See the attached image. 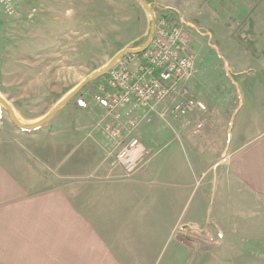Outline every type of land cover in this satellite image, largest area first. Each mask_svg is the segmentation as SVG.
Listing matches in <instances>:
<instances>
[{"label": "rangeland", "instance_id": "1", "mask_svg": "<svg viewBox=\"0 0 264 264\" xmlns=\"http://www.w3.org/2000/svg\"><path fill=\"white\" fill-rule=\"evenodd\" d=\"M172 1L184 14L182 17L170 13L155 0L154 6H149L152 14L137 0H26L15 6L12 16L0 5V96L26 127L42 122L84 81L106 69L121 51L145 43L164 17H173L178 24L184 22L191 38L188 56L194 65L191 77L164 101L134 114L139 126L131 135L122 130L111 137L106 130L107 125L114 124L118 131V121L123 124L129 121L128 105L117 114L109 113L106 107L107 93L124 94L118 88L110 89L109 74L120 69L119 62L128 66L130 75L146 66L143 55L153 46L152 40L147 51L122 56L105 77L86 85L50 121L34 130L16 126L7 109L0 105V160L29 195L62 188L76 197L72 193L76 190L78 201L86 205L91 196L98 197L91 195L92 191H99L102 185L111 187L110 176L128 180L156 156L163 157L166 170L177 173L160 180L161 188L165 187V180L175 184L166 193L171 189L176 199L170 208L176 226L170 223L164 209L162 218L153 221L150 208L152 186H156L152 181L138 187L143 192L137 196L130 193L129 201L135 199L140 206L127 213L136 212L139 218L131 219L146 225L119 227L110 223L103 227L109 236L121 237L122 241L116 244L127 263L178 264L184 257L182 251L189 250L192 251L189 264H264V199L239 195L234 189L236 181L228 179L224 184L220 180L225 167L219 164L221 161L212 167L206 160L219 155L227 146V132L232 131L228 115L235 116L239 104V117L250 119V126L264 114V99L245 94V98H239L233 92L232 81L241 85L235 68L240 62L248 64L247 53L239 54L234 48L240 46L253 57L260 56L256 42L264 41V30L261 39H257L260 29H264V0H209L198 6L189 0ZM224 36L231 37L228 41L219 40ZM236 55L237 65L233 60ZM118 82L127 81L120 78ZM191 84L193 92L188 90ZM188 100L201 102L204 110L173 114L177 103ZM211 118L216 121L218 118L219 122L214 130L219 137L213 143L206 139ZM180 121L186 127L168 130ZM201 123L203 126L199 127ZM77 128L85 129L86 136L76 139L74 135L68 136ZM250 129L249 137L256 132L253 127ZM202 134L206 136L202 138ZM132 137L139 139L144 152L137 169L127 175L124 168L117 166L116 155ZM195 156L200 162L194 160ZM196 167L199 169L195 170ZM80 173L84 174L72 177ZM197 211L204 217L209 213L208 224L201 229L184 223ZM196 232L203 233V239L192 235ZM23 243L22 239L15 241L12 249L16 252L25 249ZM142 253L147 255L141 256ZM249 254L256 257H248ZM43 263L44 257L39 256L18 257L10 264Z\"/></svg>", "mask_w": 264, "mask_h": 264}, {"label": "crops", "instance_id": "2", "mask_svg": "<svg viewBox=\"0 0 264 264\" xmlns=\"http://www.w3.org/2000/svg\"><path fill=\"white\" fill-rule=\"evenodd\" d=\"M155 1L177 17L184 15L177 9L176 5L171 4L172 0ZM189 1L197 3L195 6H198L200 2H209V0ZM262 16L264 19V12ZM263 30V28L260 29L257 39L263 33ZM230 37L228 36V38ZM228 38L224 36L219 40L228 41ZM229 42L233 44L232 40ZM256 44V51L260 55L258 58L253 57L249 51L240 46L234 48V50H238L239 54L243 52L244 55L246 53L248 55V64L240 62L237 65L239 60L236 57L238 56L233 57L234 63L237 65L234 68L238 71V78L241 79V85L232 80L235 88L233 92H237L239 98L242 99L245 98V95L264 99V41L256 42ZM244 77H248V79H244ZM252 84L254 87L251 86ZM191 88H193L192 84L188 90L193 92ZM239 107L240 104L235 116L228 115L229 128H232L233 132H227L229 135L227 144L225 143L227 146L221 149L219 155H212L207 157L206 160L211 163L212 167L221 161L219 164L225 167L222 175H220L222 176L220 180L224 184L228 179L236 181L234 189L239 195L248 196V194H251L264 199V114L259 122L250 126V119L246 120L239 117ZM210 122L206 139L211 140V143H213L219 137V133L215 135L217 132H214L217 127L216 123H219L218 118L217 121L211 118ZM177 126L179 128L186 127V124L181 123V121L179 123L175 122L174 127H170L168 130L175 131ZM251 127L256 132L249 137L248 133ZM86 134L85 129L77 128L70 131L68 136L74 135L73 139H76L81 135L86 136ZM246 134H248V138L245 137ZM201 136L203 138L206 135L202 134ZM221 139L224 140L222 133ZM156 157L151 163L146 164L145 169L137 171L128 180H118L110 176V179H113L108 183L112 184L111 187L102 185L98 187L99 191H92L91 195L96 194L98 197L91 196L86 205L78 201L76 190H72L73 195L76 197L70 196L62 188H54L29 195L13 172L0 160V258L7 259V261H0V264H10L17 261L18 257L34 258L39 256L44 257L43 264H128L126 258L121 255L120 245L116 244L122 241L121 237L109 236L103 227L110 226V223L119 227L146 225L142 224L140 220L131 219L139 218L136 212L127 213L129 210H137L140 206L135 199L129 201L131 198L130 193L134 197L137 196L143 192L138 187H144L145 184L149 183L148 181H152L151 183L156 186V188L152 186V192H154L151 197L153 208H150L152 209L153 221L162 218L161 211L164 209L167 210L170 223L173 226H176L177 223L175 215L172 216L170 212L171 205L176 200L175 196L171 193V189H169V193H166L167 188L173 187L175 184H171L170 180H165L163 182L165 187L161 188L160 181L161 178L167 176L174 177L177 173L166 170L164 158ZM158 158L161 160H157ZM194 160L200 162V158L196 156ZM196 169L199 168L196 167ZM172 170L175 171L176 169ZM77 171H80V169ZM82 174L84 173L72 177L76 178ZM155 178L159 181H155ZM137 200L140 202V196ZM130 205L132 208H130ZM195 215L188 217L184 223L198 229H201V226H207L209 213L204 217L201 211H197ZM18 232L21 236L17 235ZM192 235L194 237L200 236V239H203V233L198 234L196 232ZM153 237H156V235ZM21 239L24 242L23 246L26 248L16 252L12 247L15 245V241ZM153 240L155 242L157 239L154 238ZM182 252H184V257L177 261L178 264H189L192 251L183 250ZM150 254H152L151 257L154 256L152 252ZM146 255L145 253L141 254V256ZM248 257L255 258L256 256L250 255ZM248 264H256V262H249Z\"/></svg>", "mask_w": 264, "mask_h": 264}, {"label": "built area", "instance_id": "3", "mask_svg": "<svg viewBox=\"0 0 264 264\" xmlns=\"http://www.w3.org/2000/svg\"><path fill=\"white\" fill-rule=\"evenodd\" d=\"M26 0H0V5L4 7L9 15H15L17 8L15 6ZM182 23L173 21V17L162 19L155 31L152 30L151 49L144 53L143 58L146 66L130 75L127 70L128 66L119 62L118 71L109 74L110 89H120L115 95H106L107 108L109 113L117 114L118 111L129 106L128 116L129 121L123 124L118 121V131H115L112 126L107 125L109 136H118L121 131H125L127 135L133 132L139 126L138 119L134 114L138 110L153 108L154 104L164 101L171 92H174L177 86L192 75L194 68L192 58L188 56L190 46L189 34ZM190 38V39H189ZM123 66L125 68L123 69ZM127 81L126 83L118 82L119 79ZM113 91V90H111ZM172 109V112L177 115H183L188 112H193L196 108L204 109L200 102L188 100L185 103H177ZM127 113V112H126ZM183 113V114H181ZM147 116V115H146ZM145 116V117H146ZM121 115L118 114L116 119L119 120ZM203 123L199 125L202 127ZM121 127V128H119ZM120 149L116 155L117 166L124 168L125 174L131 175L139 166L142 154L141 143L137 138L132 137Z\"/></svg>", "mask_w": 264, "mask_h": 264}, {"label": "water", "instance_id": "4", "mask_svg": "<svg viewBox=\"0 0 264 264\" xmlns=\"http://www.w3.org/2000/svg\"><path fill=\"white\" fill-rule=\"evenodd\" d=\"M141 5H143V7L150 13H151V9L149 7V5L144 1V0H137ZM152 39V33L150 34V38L148 39L146 45L138 50H129V49H125L123 51H121L118 55L115 56V58L109 63V66L104 69L103 71L96 73L95 75H93L92 77L88 78L86 81H84L79 87H77L65 100H63L58 106L57 108L51 112L42 122L26 127L24 126L16 117L14 110L8 105V103L0 96V105L2 107H4L5 109H7L10 118L12 120V122L18 126L19 128L26 130V131H31L36 129L39 125L44 124L48 121H50L52 119V117L54 116V114L60 110L62 107H64L67 103H69L86 85H88L91 82H94L100 78L105 77L110 69L115 65V63L117 62L118 59H120L122 56L125 55H131V54H142L144 51H146L148 49V45L149 42Z\"/></svg>", "mask_w": 264, "mask_h": 264}, {"label": "trees", "instance_id": "5", "mask_svg": "<svg viewBox=\"0 0 264 264\" xmlns=\"http://www.w3.org/2000/svg\"><path fill=\"white\" fill-rule=\"evenodd\" d=\"M151 8L154 6V3H153V1L154 0H144ZM147 40H148V38H147ZM147 40L145 41V43L147 42ZM145 43H144V41H143V43L140 45H134V46H131V47H129V49H140V48H142L144 45H145ZM84 106H86V104H85V102H84V104H83Z\"/></svg>", "mask_w": 264, "mask_h": 264}]
</instances>
